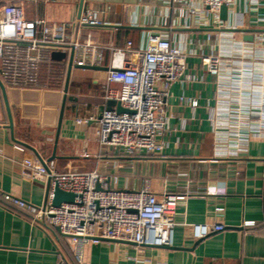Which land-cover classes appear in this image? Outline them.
<instances>
[{"label":"crops","instance_id":"1","mask_svg":"<svg viewBox=\"0 0 264 264\" xmlns=\"http://www.w3.org/2000/svg\"><path fill=\"white\" fill-rule=\"evenodd\" d=\"M11 1L23 3L27 20L70 26L72 38L80 3V15H101L102 26L81 25L76 34L77 41L101 47V64L92 67L109 68V48L130 43L132 50H143L150 35L160 34L186 54L189 80L182 77L165 99L170 120L163 150L144 158L97 145L107 70L72 69L56 143L68 62L52 59L59 49L43 50L37 85L0 81V264H58L60 254L69 258L55 229L33 226L24 211L2 199L10 195L35 207L46 200L47 181L21 175L23 160H39L19 143L44 162L53 160L57 172L96 170L110 176L113 189L147 185L156 195L184 197L172 247L102 240L84 247L83 264H264V0H237L226 21L218 15V24L200 4L194 5L196 15L180 16L171 0H0V7ZM204 56L219 58L217 75L206 70ZM245 221L254 226L244 227ZM195 224L224 229L194 240Z\"/></svg>","mask_w":264,"mask_h":264},{"label":"built area","instance_id":"2","mask_svg":"<svg viewBox=\"0 0 264 264\" xmlns=\"http://www.w3.org/2000/svg\"><path fill=\"white\" fill-rule=\"evenodd\" d=\"M237 0H171L178 14L194 16L200 4L219 23L220 8L234 6ZM103 20L96 12L80 15L79 26L100 27ZM71 27L64 24L48 25L44 21L27 20L24 5L11 1L0 7V81L9 86H35L46 47H56L68 59L72 51V65L100 66L101 47L87 40L73 41ZM110 65L105 100L118 102L127 112L103 110L97 120L96 142L100 149L127 158L159 155L163 150L162 137L169 126L165 99L173 85L186 72V54L173 46L160 34L150 35L147 47L132 50L130 43L124 48H109ZM206 70L217 75L220 60L217 56H204ZM228 65V64H227ZM117 85V89L109 86ZM190 105L194 108L195 101ZM213 124V114L210 113ZM92 120V118H90ZM78 123L82 122L77 120ZM24 179L45 182L50 180L47 200L35 207L21 199L3 195L4 202L24 211L33 226L43 230L55 229L64 241L69 258L60 254L58 264H83V249L102 240L131 243L141 246L172 247L176 226L175 215L183 196L156 195L147 185L137 191L113 189L110 176L100 171L57 172L55 162L43 166L39 161L25 159L21 163ZM264 178V176H263ZM74 194L71 203L53 207V188ZM244 227L254 226L245 221ZM223 225L195 224L191 226L194 240L221 232Z\"/></svg>","mask_w":264,"mask_h":264},{"label":"water","instance_id":"3","mask_svg":"<svg viewBox=\"0 0 264 264\" xmlns=\"http://www.w3.org/2000/svg\"><path fill=\"white\" fill-rule=\"evenodd\" d=\"M81 9H82V3H80V6H79V14H78V17H77V20H76V23H75V33H74L73 41L76 40V34H77V31H78V28H79V17H80V14H81ZM219 17H220V19L222 21H226V19H227V8L225 6H222L220 8ZM240 32L244 33V32H248V31L240 30ZM244 40L245 41H251L252 38L251 37H244ZM65 58H66V55L64 53H61V52L52 53V59L55 60V61H62ZM74 68H83V69H89V70H103V71L107 70L108 71V68H103V67H92V66L78 67V66H75V65L73 66L72 65V51H70L69 57H68V62H67V71H66V78H65V85H64V96H63V101H62V105H61V112H60V116H59L57 131H56L55 143L58 140V135H59V130H60V123H61V117H62L64 104H65V100H66V93H67L68 83H69V79H70V74H71L72 69H74ZM0 89H1V91L3 93V95H4V88H3L2 85H0ZM6 106H7V103H6ZM113 108L115 109V111L117 113L127 112L125 109H123L121 107V105L118 102H115L113 100H109V101H107L105 103L104 107L100 108L98 119L100 118V115H101L103 110L110 111V110H113ZM8 128L10 130L12 128V122H11L10 118H9V126H8ZM19 144H21L25 148L29 149L30 151H32L35 154V156L37 157V159L39 160V162L43 166H45V162L40 158V156L37 154V152L32 147H30L29 145L23 144V143H19ZM52 158H54V155L52 156ZM49 190H50V180H48L47 184H46V200H47V196L49 194ZM52 195H53V198H52V201H51V205L53 207H58L61 203H71V202H73L74 197H75L74 194L66 193V192L61 191L57 187V185L54 186ZM46 200H45V202H46Z\"/></svg>","mask_w":264,"mask_h":264}]
</instances>
